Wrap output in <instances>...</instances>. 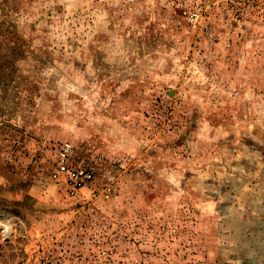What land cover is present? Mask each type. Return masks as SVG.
Masks as SVG:
<instances>
[{
	"label": "rangeland",
	"instance_id": "obj_1",
	"mask_svg": "<svg viewBox=\"0 0 264 264\" xmlns=\"http://www.w3.org/2000/svg\"><path fill=\"white\" fill-rule=\"evenodd\" d=\"M243 8L0 0V264H264V1ZM64 143L94 174L76 196Z\"/></svg>",
	"mask_w": 264,
	"mask_h": 264
},
{
	"label": "built area",
	"instance_id": "obj_2",
	"mask_svg": "<svg viewBox=\"0 0 264 264\" xmlns=\"http://www.w3.org/2000/svg\"><path fill=\"white\" fill-rule=\"evenodd\" d=\"M261 1L264 0H202L205 9L190 12V19L192 22H197L203 19L202 14H209L221 8H241L240 11L243 14L245 10L243 6ZM75 154L74 146L71 143L62 144L58 150L57 167L53 174L55 179L65 181L70 196H76L94 179L91 169L77 164Z\"/></svg>",
	"mask_w": 264,
	"mask_h": 264
},
{
	"label": "trees",
	"instance_id": "obj_3",
	"mask_svg": "<svg viewBox=\"0 0 264 264\" xmlns=\"http://www.w3.org/2000/svg\"><path fill=\"white\" fill-rule=\"evenodd\" d=\"M14 205H18V204H14Z\"/></svg>",
	"mask_w": 264,
	"mask_h": 264
}]
</instances>
